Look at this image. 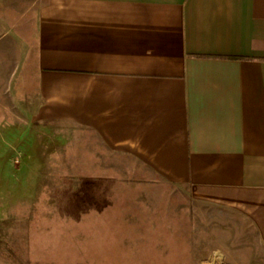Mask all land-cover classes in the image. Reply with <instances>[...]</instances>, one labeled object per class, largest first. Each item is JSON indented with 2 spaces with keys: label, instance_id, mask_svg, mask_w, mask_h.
<instances>
[{
  "label": "crops",
  "instance_id": "crops-1",
  "mask_svg": "<svg viewBox=\"0 0 264 264\" xmlns=\"http://www.w3.org/2000/svg\"><path fill=\"white\" fill-rule=\"evenodd\" d=\"M35 18L31 124L80 131L55 240L91 264H264V0H47ZM18 28L0 20L7 85Z\"/></svg>",
  "mask_w": 264,
  "mask_h": 264
},
{
  "label": "rangeland",
  "instance_id": "rangeland-1",
  "mask_svg": "<svg viewBox=\"0 0 264 264\" xmlns=\"http://www.w3.org/2000/svg\"><path fill=\"white\" fill-rule=\"evenodd\" d=\"M46 2L0 0V20L19 25L23 37L19 80L7 85L0 67V264H91L97 260L92 252L77 256L74 247L55 240L63 236L58 219L78 213L73 208L81 195L80 131L44 129V124H31L28 111L34 89L35 15ZM92 231L96 228L84 227L85 233ZM101 260L107 264L128 261L116 253Z\"/></svg>",
  "mask_w": 264,
  "mask_h": 264
}]
</instances>
